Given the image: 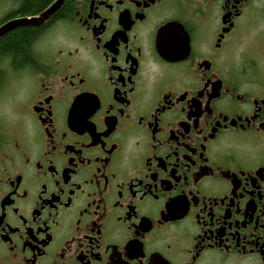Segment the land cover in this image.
I'll return each mask as SVG.
<instances>
[{"label": "flooded vegetation", "instance_id": "af4514ba", "mask_svg": "<svg viewBox=\"0 0 264 264\" xmlns=\"http://www.w3.org/2000/svg\"><path fill=\"white\" fill-rule=\"evenodd\" d=\"M61 2L0 38V264H264V0Z\"/></svg>", "mask_w": 264, "mask_h": 264}, {"label": "trees", "instance_id": "16d2710c", "mask_svg": "<svg viewBox=\"0 0 264 264\" xmlns=\"http://www.w3.org/2000/svg\"><path fill=\"white\" fill-rule=\"evenodd\" d=\"M51 0H19L20 5L17 13L22 15H35L43 11L50 3ZM30 32L26 29H21L9 35L6 39L0 42V59L4 56L13 58V62L18 63L21 55L27 56L28 54V41L27 36ZM1 79V74H0Z\"/></svg>", "mask_w": 264, "mask_h": 264}, {"label": "water", "instance_id": "95a60500", "mask_svg": "<svg viewBox=\"0 0 264 264\" xmlns=\"http://www.w3.org/2000/svg\"><path fill=\"white\" fill-rule=\"evenodd\" d=\"M61 3H62L61 0H58L52 6H50L46 11L42 12L38 16L24 17L7 22L6 24L0 27V38L3 37L5 34H7L9 31L16 29L20 26L40 25L44 23L59 8Z\"/></svg>", "mask_w": 264, "mask_h": 264}, {"label": "rangeland", "instance_id": "374dc122", "mask_svg": "<svg viewBox=\"0 0 264 264\" xmlns=\"http://www.w3.org/2000/svg\"><path fill=\"white\" fill-rule=\"evenodd\" d=\"M18 4L17 0H0V18L8 9L15 8Z\"/></svg>", "mask_w": 264, "mask_h": 264}]
</instances>
